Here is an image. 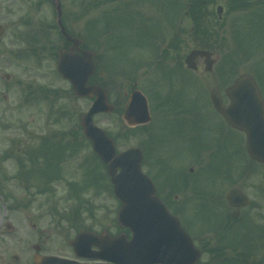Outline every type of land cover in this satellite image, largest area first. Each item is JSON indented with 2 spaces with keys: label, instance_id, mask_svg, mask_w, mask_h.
I'll list each match as a JSON object with an SVG mask.
<instances>
[{
  "label": "rangeland",
  "instance_id": "1",
  "mask_svg": "<svg viewBox=\"0 0 264 264\" xmlns=\"http://www.w3.org/2000/svg\"><path fill=\"white\" fill-rule=\"evenodd\" d=\"M64 1L67 14L76 23L73 33H83L90 40L89 47L94 43L93 51L98 57L95 77L100 79L102 75L109 101L117 111L123 108L124 91L138 78L142 79L137 88L148 90L154 117L163 125L151 136L152 147L148 153L142 146L143 127L125 129L120 114L98 115L93 121L115 140L118 153L127 146L143 148L145 173L161 197L165 189L177 188L178 166L190 165L196 159V153L173 131L184 112L178 113L177 106L171 102L175 95L170 92L174 90L167 83L181 85L176 98L193 99L195 113L206 123L203 128L209 137L210 132L215 131V122L211 120L208 92L219 91L226 101L224 88L238 77L249 75L262 90L264 101V21L259 19L262 11L254 10L259 0H212V34L206 40L191 41L184 35L171 44L167 36L157 43L159 58L165 56L162 49L169 43L170 56L182 61L196 46L216 49L221 65L214 67L211 73H204L202 64L193 73L182 63L165 61V67L154 71L150 77L146 70L129 71L141 56L144 43L126 35L129 33L127 25L119 18L126 19L121 11L123 4L117 0ZM224 1L229 2L228 8L225 6L221 14L222 22H217L214 10L218 5L224 6ZM37 2L43 0H0V26L5 28L0 38V196L10 198L6 202L0 197V212L14 205L18 207L15 209L28 210L38 227L51 226V244L47 247L52 253L71 256L69 246L64 249L63 245L81 231L107 232L111 236L125 232L117 223L120 203L112 193L105 169L92 158L89 143L81 137L80 118L89 109L91 100L75 98L70 85L57 74L56 53L60 43L52 40L56 38L54 35L50 38L43 35L45 27L39 26L43 24L42 9L32 17L29 15ZM106 20L110 21L107 25ZM26 22L31 26L25 25ZM94 23L97 26L92 29ZM28 33L31 38L25 37ZM142 33L145 35L147 31ZM5 75H9L8 80ZM79 144L77 150L82 153H74L73 157L80 154V159L67 158L70 149L65 150L66 146ZM56 145H59L57 149H63L65 161L58 160L60 150L48 148ZM41 148L45 149L35 153L37 157L31 155ZM54 163L57 173L51 174L49 169ZM199 172L202 173L200 168L196 170ZM53 175L57 177L48 182V177ZM170 194H177L183 200L193 195L185 186ZM195 206L197 211L189 212L190 220L196 228H203L214 215L205 202H196ZM170 211L173 213L172 209ZM22 221L19 219V225Z\"/></svg>",
  "mask_w": 264,
  "mask_h": 264
},
{
  "label": "flooded vegetation",
  "instance_id": "2",
  "mask_svg": "<svg viewBox=\"0 0 264 264\" xmlns=\"http://www.w3.org/2000/svg\"><path fill=\"white\" fill-rule=\"evenodd\" d=\"M54 1L59 2V5ZM190 1V3L182 4V7L179 0L119 2L124 5L121 11L126 19L119 18L127 25L129 33L126 35L134 41L144 43L143 52L137 60L139 62L136 61L129 71L146 70L148 74H151L165 67V61L184 64L185 58L182 61V59L175 60L170 56L169 43L162 49L165 56L159 58L157 43L164 37L169 36L170 43L173 44L182 39L184 35L188 36V40L201 41L206 40L209 34H212V0ZM64 3V0L37 2L35 3L37 7H34V11L29 15L32 17L38 13L37 11L41 9L44 11L43 21H41L43 24L39 26H44L48 32L44 36L50 38L54 35L56 37L52 40L60 43L58 52L64 49H71L73 53L79 55L87 50L94 52V43L89 47L90 40L86 39L83 33H73L76 23L74 18L67 14ZM223 4L224 6L215 7V15L219 12L224 14L225 6L227 7L229 2L224 1ZM57 6L60 9L61 23L65 31L70 37L79 40L78 48L61 35L57 26ZM216 20L222 22L223 18L217 15ZM33 25H35L34 22ZM96 26L97 23H94L92 29ZM143 31L147 33L144 35ZM184 32L188 33L184 34ZM195 49L209 51L213 54L212 59L215 60L213 68L221 65L216 49H203V46H196ZM93 58L96 64L98 57L95 53ZM196 62L198 68L200 64L204 67L205 59H197ZM225 65L226 62L222 67ZM95 68L97 69V64ZM96 75L95 72L94 76L89 79L88 85L99 83ZM172 84L167 83L174 90L170 92L171 95H175L171 102L177 106L178 113L184 112L180 116L181 119L174 124L173 131L196 153V159L190 162V165L187 164L181 168L178 166L179 178L176 185L178 189L185 186L186 190H190L193 195L185 200L177 194L171 195V192L178 190L174 187L172 190L165 189L163 197L159 196L168 208L173 210V215L178 218L181 227L200 252L202 264H251L262 260L264 255V165L247 157L245 134L229 125L213 108L211 101L212 96H215L219 98L222 106H227L229 101L226 92L231 85H227L228 87L219 85V87L226 86L224 88L226 101L219 91L208 92L211 120L215 122V131L210 132L209 137L205 132L206 129L203 128L206 123L195 113L193 99L189 98L186 101L183 98H176L182 88L181 85ZM137 85L138 83L130 85L124 92L121 98L122 101L124 100V106ZM140 89L149 103L150 121L143 126L141 132L142 146L148 153L152 147L151 136L163 125L154 117L153 103L151 98L149 99L148 90H142L141 87ZM156 105L159 107V103ZM199 168L202 173H196ZM0 197H4L5 201L9 199L6 195ZM173 202L176 204L173 205ZM196 202H205L209 211L214 215V219L209 224H205L203 228H196L190 220L189 212L197 211ZM15 208L18 207L10 206L8 210L0 212V264H35L36 259L52 255L68 258L64 253L52 254L47 247L51 244L49 235L51 226L38 227L35 217H30L28 210ZM19 219L23 220L22 225H19ZM67 245L68 242L65 241L64 249H67ZM257 264H264V261H259Z\"/></svg>",
  "mask_w": 264,
  "mask_h": 264
},
{
  "label": "water",
  "instance_id": "3",
  "mask_svg": "<svg viewBox=\"0 0 264 264\" xmlns=\"http://www.w3.org/2000/svg\"><path fill=\"white\" fill-rule=\"evenodd\" d=\"M61 32L68 38L60 24ZM2 28L0 27V36ZM74 41V40H72ZM198 56H209L199 51L192 52L186 59L189 69L195 70L193 61ZM72 54L62 51L59 55L58 72L69 80L77 97H95L91 109L82 117L84 135L91 141L93 151L107 165L108 175L114 186L116 196L121 200L118 221L132 230V239L121 246L119 241H111L106 234L96 236L91 233L79 234L71 243L78 253V247L97 245L101 252L97 258L115 264H193L199 254L192 246L188 236L179 223L164 208L155 196L151 181L141 173L140 152L131 149L116 155L114 142L100 129L93 126L92 116L99 112H110L106 93L94 86L87 87L88 79L94 74L92 54L84 52L81 60H75ZM232 104L220 111L235 127L247 135V152L255 161L264 164V107L258 90L249 77L240 78L233 89L228 91ZM129 107L123 115L128 127H135L148 122V109L144 97L134 93ZM119 170V172H117ZM89 248V247H88ZM103 251V252H102ZM52 264H62L52 261Z\"/></svg>",
  "mask_w": 264,
  "mask_h": 264
}]
</instances>
